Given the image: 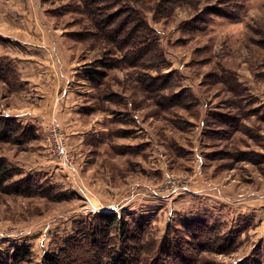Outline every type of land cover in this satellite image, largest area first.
<instances>
[{"label":"rangeland","instance_id":"374dc122","mask_svg":"<svg viewBox=\"0 0 264 264\" xmlns=\"http://www.w3.org/2000/svg\"><path fill=\"white\" fill-rule=\"evenodd\" d=\"M38 4L64 78L51 124L28 115L23 138L0 142L16 173L0 190V256L25 244L37 264L47 252L96 264L95 250L139 246L145 264L199 219L234 241L201 264H264V229L226 199L264 191V0ZM25 44L0 31V112L45 115L51 96L29 100L13 62ZM53 126L74 168L50 150ZM104 212L129 232L115 223L94 246L88 229Z\"/></svg>","mask_w":264,"mask_h":264},{"label":"trees","instance_id":"16d2710c","mask_svg":"<svg viewBox=\"0 0 264 264\" xmlns=\"http://www.w3.org/2000/svg\"><path fill=\"white\" fill-rule=\"evenodd\" d=\"M139 14L140 12L138 16ZM139 18H141V22H144L142 17ZM89 72L91 74L99 73L97 70H90ZM99 74L103 75V72ZM31 129L29 126H24L15 116L5 115L0 112V142L20 140ZM15 174L5 157L0 156V190L7 191L8 186L11 187L13 183H8V181ZM20 183L25 185V180L23 179L22 181L21 179L15 182L16 185ZM96 219L97 223H94L96 227L88 229L90 240L94 246L96 243L104 242L109 237L108 230L113 224L122 225L121 229L124 230L125 223H122L117 218L116 213L104 212ZM192 224V227L188 228L189 238H176L171 242L162 244L160 251L164 250L165 253L159 256V251L155 257L145 264H201L200 258L202 254L211 252L225 253L226 250H230L232 247L234 241L229 239L227 234L224 235L217 228L209 226L206 221L198 219L194 220ZM124 231L128 230L125 229ZM105 247L106 245L103 246V248ZM138 248L140 249L139 246H125L120 249H106L104 253L95 250L91 258L96 261V264H141V254ZM12 249V253L8 256H0V264H37L32 259L29 246L25 244L14 245ZM73 262L70 257L65 256L62 252H47L42 260L43 264H72ZM239 264H256V262L251 258H243L239 261Z\"/></svg>","mask_w":264,"mask_h":264},{"label":"crops","instance_id":"0c3cea01","mask_svg":"<svg viewBox=\"0 0 264 264\" xmlns=\"http://www.w3.org/2000/svg\"><path fill=\"white\" fill-rule=\"evenodd\" d=\"M6 2L9 14L0 7V31L7 32L16 40L26 43L25 46L21 47L20 50L12 56L14 58L13 62L18 72V77L22 82L31 85L32 90L30 94H33V96L27 95L29 100L41 98L42 101L44 97L41 94L46 92V94L51 96V105L45 115H42L44 113H38L36 111H34V113H8L7 111H2V114L15 116L21 121L22 119L26 121L29 120V118H34L37 121L44 122V120L46 121L47 119V122L51 124L52 116L50 114L53 112L51 109L53 106L56 107L54 100L57 93H60L59 86L63 83L62 78H64L63 72L60 71L61 60L58 58L61 46L59 43L56 44V46H52L49 43L46 45L44 43L48 35L41 34L38 29L43 25L41 17L42 11L39 7L38 0H8ZM23 95L24 93L22 94L24 98ZM59 107L60 106H58V108ZM28 115L29 118L27 117ZM60 118L61 116L59 115L58 123L61 126L59 121ZM55 122L56 121H53V123ZM263 194L264 191L253 195L243 194L242 198H239L236 203L230 198L226 199H228V203L233 206L230 208L234 209L236 212L248 215L250 219L255 217L254 219L257 220L258 225L264 229ZM94 197L95 195L90 193V206L91 209L96 211L102 208V206ZM92 198L95 199L96 204H94L95 202L92 201ZM111 204L114 205L113 203ZM107 205L110 206L109 204Z\"/></svg>","mask_w":264,"mask_h":264},{"label":"built area","instance_id":"2783aa9c","mask_svg":"<svg viewBox=\"0 0 264 264\" xmlns=\"http://www.w3.org/2000/svg\"><path fill=\"white\" fill-rule=\"evenodd\" d=\"M49 148L58 159L59 164H64L68 167L72 166V168H74V165H72L73 159L67 150L64 138L55 126L49 130Z\"/></svg>","mask_w":264,"mask_h":264}]
</instances>
